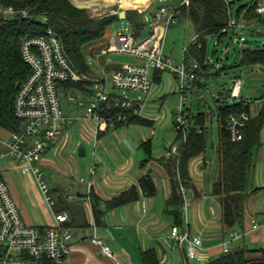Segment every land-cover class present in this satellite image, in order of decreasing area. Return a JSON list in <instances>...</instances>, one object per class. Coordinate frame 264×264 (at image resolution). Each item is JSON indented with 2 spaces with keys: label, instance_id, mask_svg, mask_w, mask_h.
<instances>
[{
  "label": "built area",
  "instance_id": "1",
  "mask_svg": "<svg viewBox=\"0 0 264 264\" xmlns=\"http://www.w3.org/2000/svg\"><path fill=\"white\" fill-rule=\"evenodd\" d=\"M131 1L144 15L156 1L163 0ZM224 1L227 4L230 2V0ZM190 2L191 0H171L169 4L152 12L153 32L146 39L137 40L133 31L130 34L123 31L117 32L111 40L109 52L129 55L138 62L125 64L108 74L103 68L101 76H89L76 71L67 56L62 39L51 29L43 36L28 37L23 40L21 55L31 73L19 85L14 100V114L20 123L19 130L12 132L9 140L3 142L0 140L6 150L5 154L0 151V159L3 156L11 157L17 163L22 175L33 176L51 210L55 206V201L44 179L41 166L42 157L53 143L59 145L57 148L63 155H68L71 158L80 149V144L73 142L72 134L65 133V127L73 124L75 119L65 115L60 99L66 96L70 104L76 102L74 96L66 92L79 91L83 96L91 99L82 119L92 123L93 134L90 142L96 145L100 133L116 128L120 124L126 125L132 117H142L146 101L156 86V73L171 72L176 78L180 104L176 106L173 113L175 129L173 141L167 145L165 151L167 157L180 158L183 149L179 143H176V139L182 135V144H185L187 140L189 119L185 111V98L192 87L199 82L197 71L200 66L185 61L187 48L184 51L183 63L174 67L173 61L163 56V41L167 29L177 23L181 9ZM255 5L258 17L250 23L264 25V0H257ZM0 15L4 19L15 16L26 19L29 14L27 11H17L12 7H0ZM91 15L102 19L119 16L120 10L95 11ZM229 27L235 29L236 25L231 21ZM199 39V35H196L191 43L198 44ZM89 82L92 85L86 84ZM78 84H83L84 88H75ZM241 87L242 82L236 81L229 98L239 99ZM118 91L134 92L141 96L136 99L129 98L125 95H117ZM78 97L80 99L82 95H78ZM239 101L228 102L229 105H234ZM75 105L80 109L86 104L80 99ZM249 119V115L245 112L232 114L229 117L226 130L230 133L233 142L242 141L243 130ZM63 155L61 157L62 164L68 158ZM65 168L80 183L85 182L79 168ZM95 174L96 166L92 163L90 177ZM182 192L186 197L184 189ZM187 206L186 203L185 213H187ZM54 218L55 224L45 229L28 225L24 221L7 183L0 176V264H45L46 262L68 264L71 254V235L64 225L69 221V216L64 212H54ZM250 223L253 231H258L261 227L254 218H251ZM241 237L242 234L235 233L231 241H224L222 244L223 253H228L230 244ZM91 243L100 248L103 256L116 261L115 253L105 241L95 235L91 239ZM161 244L168 252L177 253L182 264L200 260L204 250L202 237L191 234L187 225L183 229L176 225L171 226L167 236L161 239Z\"/></svg>",
  "mask_w": 264,
  "mask_h": 264
},
{
  "label": "crops",
  "instance_id": "2",
  "mask_svg": "<svg viewBox=\"0 0 264 264\" xmlns=\"http://www.w3.org/2000/svg\"><path fill=\"white\" fill-rule=\"evenodd\" d=\"M70 1L77 8L91 11V14L95 11L107 12L118 9L120 13L135 10L142 15L136 4L131 0ZM108 66L115 65H106L103 68ZM94 73L101 76L95 71ZM161 83L156 84L153 93L146 101L142 113V118L153 123L152 129L155 120L145 117L149 116L150 112L147 105L154 103L157 107V103L161 100L167 101L169 95L179 97L174 75L172 77L166 76L162 89L157 87ZM262 102L264 104V99ZM175 109L176 107L172 110V120ZM82 118L79 117L74 121L81 123L77 132L73 127L75 123H73L65 127V133H71L73 142H79L77 144H80V148L82 146L85 148L84 143L93 146L90 164H95L96 174L90 177V165L85 175L76 159L77 165L80 166L81 176L85 178V182L80 183L63 166L61 163L63 154L57 148L59 145L53 143L42 157V168L59 172V174L74 183L64 186L59 180L53 181L56 185L52 190L53 196L51 195L55 201L53 210L47 205L33 176L22 175L17 163L11 157L3 156L0 159V176L7 183L24 221L30 226L45 229L55 224L54 212L66 213L69 216V221L64 227L71 235V254L68 264H142L141 252L152 248L157 250L161 264H182L177 253L168 252L161 244V239L167 236L169 228L174 225L172 218L167 213L171 209V205H169L171 197L170 178L165 162L160 161L161 158L167 157L165 151L167 146L162 152L154 153L158 161H152L142 166L145 157L140 146L148 140L152 141L155 136L154 131L150 133L151 127L130 124L111 128L115 130L114 134L110 135V138L107 137L111 129L100 133L99 139L94 145L90 142L92 140L93 125L90 121ZM165 119L167 118L165 117ZM76 133L79 135L78 141H76ZM11 134L12 132L0 128V140L2 142L9 140ZM134 134H137L139 139ZM262 134L263 147L258 154L253 188L250 192L256 189H259V191L252 195L246 204L244 231L223 228L221 205L218 199L211 195L213 183L209 182L207 185L209 166L206 157H199L191 164L190 173L198 193L195 194L193 190H185V200L188 205L185 225L188 226L191 234L200 235L203 239L204 250L200 260L208 261L222 255L223 242L231 241L235 233L242 234V237L232 242L230 244L232 245L231 248L238 247L246 241V244L252 248L264 249V131ZM173 136L174 134L169 136L168 144L173 141ZM122 137L127 138L126 147L120 144V139H124ZM100 140H103V142L99 148ZM134 142L139 143L134 144ZM0 151H2V154L6 153L5 147L1 143ZM85 152L87 156L86 148ZM75 155H78V153H75ZM63 156L68 157V155ZM139 162H141V165H139ZM63 163L65 164V160ZM146 175H151L156 181L158 188L156 197L142 196L138 202L107 212L101 219L100 224L96 222L90 193L93 192L101 200L108 201L123 191L137 186ZM89 184H91V187H89ZM251 218L256 219L261 225L258 231L251 229ZM95 235L111 246L116 261L103 256L100 248L91 243V239Z\"/></svg>",
  "mask_w": 264,
  "mask_h": 264
},
{
  "label": "trees",
  "instance_id": "3",
  "mask_svg": "<svg viewBox=\"0 0 264 264\" xmlns=\"http://www.w3.org/2000/svg\"><path fill=\"white\" fill-rule=\"evenodd\" d=\"M235 0L227 4L224 0H191L181 9V15L187 17L193 24L195 32L199 35L198 44L188 46L185 61L190 63L191 57L200 63L197 71L198 77L207 73L210 65L206 59V39L216 36L219 39L227 37L230 31V7ZM0 7L14 8L17 11H27L28 18L15 16L4 19L0 15V128L9 132H17L19 121L14 114V100L21 85L30 75V68L24 63L21 55V45L28 37L43 36L49 29L53 30L62 39L63 46L69 60L76 71L89 76H94V71L88 63V49L91 58H95L93 44L100 42L106 35L108 27L119 16L99 18L92 16L88 10L74 6L70 0H0ZM244 13L247 23L257 19L256 5L240 7L237 17ZM42 20V21H41ZM126 20L133 29L134 36L139 38L144 29L143 16L137 11H128ZM233 48V46H232ZM231 48V49H232ZM229 49L227 44L226 50ZM239 64L264 65V46L246 48L239 53ZM118 66H108L107 71L118 70ZM202 70V72H201ZM200 72L202 74H200ZM162 80V72L156 73L155 82ZM199 83V82H198ZM92 85L91 82L86 83ZM84 88L83 84L75 86ZM252 102L241 99L234 105L226 101L218 109L217 120L218 143L217 152V177L212 184L211 195L218 199L221 205V223L224 229H240L244 231L246 220V204L252 195L253 178L258 154L263 147L264 131V104L260 113L251 114ZM247 113L250 117L243 130V139L233 142L230 133L226 130V123L232 114ZM187 114L189 124L187 140L182 144V135L176 143L182 146L181 156L165 157L160 161L165 162L171 185L170 204L167 211L174 225L181 229L185 226V196L182 189L193 190L198 193L190 173L192 162L205 157L208 150V124L205 113L194 115ZM151 127L153 123L142 117H132L128 124ZM124 126L122 124L118 127ZM140 149L145 159L142 166L157 159L154 156L151 140L141 144ZM158 161V160H157ZM158 194L155 179L151 175L144 176L137 186H133L111 200L104 201L90 193L94 216L100 224L103 216L112 210L138 202L142 196L154 198ZM102 204L104 205L102 207ZM142 264H161L160 256L155 248L141 252ZM45 264H49L46 262ZM197 264V263H188ZM205 264H264V249H255L246 244L233 247L228 253L208 260Z\"/></svg>",
  "mask_w": 264,
  "mask_h": 264
},
{
  "label": "rangeland",
  "instance_id": "4",
  "mask_svg": "<svg viewBox=\"0 0 264 264\" xmlns=\"http://www.w3.org/2000/svg\"><path fill=\"white\" fill-rule=\"evenodd\" d=\"M171 0H163L156 1L154 5L143 15L144 29L141 32L139 38L137 40L146 39L153 32L152 27V18L151 13L160 8L163 5H167ZM257 0H235L234 3L230 7V14L233 23L236 25L234 29V33L232 31L229 32L227 37L223 39H219L216 36H209L206 39V59L210 65V69L207 73H201L199 75V83L195 84L194 87L186 94V105L185 111L188 114H198L199 112L205 113L208 117V150L206 154V161L208 163L209 169L207 172V185L209 182L213 183L217 177V152L216 147L218 143V120H217V112L218 109L224 105L226 101H239L240 99H245L251 104V114L256 116L260 113L264 99V65H250V64H239L240 55L243 49L246 48H255L257 46H264V37H257V32L264 33V25H256L253 23H247L244 19V13L241 16L237 17V11L240 7H251L255 5ZM176 5V2H174ZM91 14V11L89 12ZM42 21V20H41ZM123 31L126 34L132 33L133 29L130 30V24L126 19H115L113 23L108 27L106 35L104 38L98 42L93 44L91 49L94 50L95 58H91L89 55L90 51L88 49V63L92 66L93 70L100 75H103V67L106 65H115V66H123L125 64H135L138 62L135 58L126 55V54H115L109 52L111 47V40L114 35ZM134 33V32H133ZM245 33L251 34L250 36L245 35ZM196 32L192 22L182 15H180L177 19V23L173 24L170 28L167 29L164 43H163V56L165 58H170L173 61V66L177 67L183 63L184 60V51L191 44L192 40L196 36ZM135 37V36H134ZM235 40L232 49L227 48V44L231 42V40ZM229 51V58L223 61L225 53ZM191 63H196L200 65V63L193 57L189 59ZM223 66H225L224 69ZM106 73L108 71L104 68ZM95 74V73H94ZM166 76L172 77L173 74L169 71H166L162 74V83L158 85L160 89L163 88V85L166 81ZM240 80L242 82V87L240 91L239 99H231L226 98L224 96H219L220 92H231L234 88V84L236 81ZM74 96L76 102L74 104H70L67 100L66 96L61 97V105L63 111L66 116L70 118L84 117L86 113V106H88L91 102V99L87 96H83L81 92L71 90L70 92H66ZM117 95H125L129 98H139L141 95L134 92H126L123 93L121 91L116 92ZM78 95H82L80 98L86 105L82 108H77L75 104L80 100ZM176 104H180V97L169 95L167 97V101L161 100L156 104L151 103L147 105V109L150 110L149 116L152 120H155V125L150 133L154 131L155 136L153 137L151 144L153 153L162 152L168 144L169 136L174 134V125L172 120V110L177 106ZM164 117V119H163ZM165 117L167 119H165ZM73 127L76 129L80 127L81 123L79 121L74 122ZM148 131V129H146ZM115 130L111 129L107 134V137L110 138V135L114 134ZM138 139L137 134H134ZM124 138V137H122ZM79 135L76 133V141H78ZM127 139V138H126ZM126 139H120L121 145L126 147ZM75 141V142H76ZM103 140H100L98 147L102 146ZM79 143V142H77ZM139 143V142H136ZM134 142V144H136ZM83 144V143H82ZM84 146L87 150V156L79 157L78 155H73L71 158L68 156L67 160H65V167L75 166L79 168L77 165V160L82 167L83 173L86 175L87 170L90 167L93 146H89L84 143ZM142 152V151H141ZM142 154H144L142 152ZM77 159V160H76ZM140 161V160H138ZM141 165V162H139ZM72 169V168H71ZM44 179L47 182L52 195V190L55 188V184L53 181L59 180L61 183L66 186L67 184H74L71 180L59 174L56 171H50L46 168H42ZM36 183V182H35ZM37 185V183H36ZM38 187V185H37ZM39 188V187H38ZM53 196V195H52ZM57 208V207H55ZM188 209V206H187ZM187 213H185V216ZM232 246V245H230ZM231 249V247H230ZM207 261L197 260L194 263L197 264H205Z\"/></svg>",
  "mask_w": 264,
  "mask_h": 264
},
{
  "label": "water",
  "instance_id": "5",
  "mask_svg": "<svg viewBox=\"0 0 264 264\" xmlns=\"http://www.w3.org/2000/svg\"><path fill=\"white\" fill-rule=\"evenodd\" d=\"M230 1H233V0H230ZM119 18H121V19H126V11H122V12L120 13V15H119ZM245 35L250 36L251 34H249V33H245ZM256 36H257V37H264V33H262V32H257V33H256ZM234 42H235L234 39L231 40V42L229 43V49L232 48ZM229 55H230V52L227 51V52L225 53V55H224L223 61L227 60V59L229 58ZM224 68H225V66H223L222 69H224ZM218 95H219V96H224V97L228 98V97H230V92H220ZM78 156H79V157H85V156H86L85 148H84L83 146L79 149Z\"/></svg>",
  "mask_w": 264,
  "mask_h": 264
},
{
  "label": "bare ground",
  "instance_id": "6",
  "mask_svg": "<svg viewBox=\"0 0 264 264\" xmlns=\"http://www.w3.org/2000/svg\"><path fill=\"white\" fill-rule=\"evenodd\" d=\"M94 2V1H93ZM131 2V1H130ZM86 3H88V2H86ZM104 3V2H103ZM105 4V3H104Z\"/></svg>",
  "mask_w": 264,
  "mask_h": 264
}]
</instances>
